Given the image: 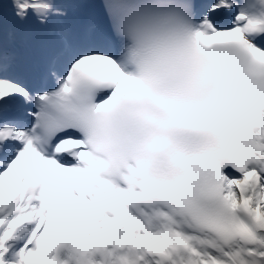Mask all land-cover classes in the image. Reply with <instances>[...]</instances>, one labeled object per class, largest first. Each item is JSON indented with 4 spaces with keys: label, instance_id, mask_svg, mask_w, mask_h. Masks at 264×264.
<instances>
[{
    "label": "snow or ice",
    "instance_id": "1",
    "mask_svg": "<svg viewBox=\"0 0 264 264\" xmlns=\"http://www.w3.org/2000/svg\"><path fill=\"white\" fill-rule=\"evenodd\" d=\"M0 264H264V0H0Z\"/></svg>",
    "mask_w": 264,
    "mask_h": 264
}]
</instances>
